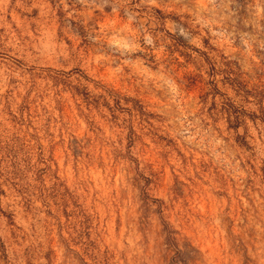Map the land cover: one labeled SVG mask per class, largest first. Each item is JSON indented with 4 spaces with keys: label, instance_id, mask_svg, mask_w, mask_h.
<instances>
[{
    "label": "rangeland",
    "instance_id": "rangeland-1",
    "mask_svg": "<svg viewBox=\"0 0 264 264\" xmlns=\"http://www.w3.org/2000/svg\"><path fill=\"white\" fill-rule=\"evenodd\" d=\"M0 264H264V0H0Z\"/></svg>",
    "mask_w": 264,
    "mask_h": 264
}]
</instances>
